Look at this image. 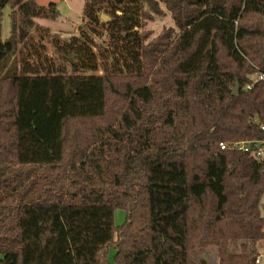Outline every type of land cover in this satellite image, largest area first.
Here are the masks:
<instances>
[{
  "label": "trees",
  "instance_id": "16d2710c",
  "mask_svg": "<svg viewBox=\"0 0 264 264\" xmlns=\"http://www.w3.org/2000/svg\"><path fill=\"white\" fill-rule=\"evenodd\" d=\"M59 14L0 0V264H257L264 158L233 145L264 139V0H86L69 38Z\"/></svg>",
  "mask_w": 264,
  "mask_h": 264
},
{
  "label": "rangeland",
  "instance_id": "374dc122",
  "mask_svg": "<svg viewBox=\"0 0 264 264\" xmlns=\"http://www.w3.org/2000/svg\"><path fill=\"white\" fill-rule=\"evenodd\" d=\"M38 1L42 5H47L50 2H56L57 7L60 11L58 17L55 20L38 17L37 24L42 27H46L49 29L51 34L57 33L62 38H69L73 35V33L78 34L81 26L86 22V18L84 17V9L86 5V0H35ZM161 12L158 14H152L153 17L146 24V29L152 32V37H156L159 35L160 31L166 27H174V20L170 15V12L167 10L166 6L161 3ZM11 13V5L7 4L2 11V29H1V37L8 38L10 35L11 27H12V19L10 17ZM53 48L51 44H49V52H52ZM264 202V198L262 199ZM264 214V210H263ZM125 213L118 209L115 212V222L120 224L124 220ZM233 249L235 251H241V247L237 244L234 245ZM257 251L262 255L261 262L258 264H264V242L259 243L257 246ZM113 252H111L110 258L112 264L113 258L111 257ZM205 260L208 264H218L219 263V254L218 250L214 248H208L204 251H199L198 256L196 258L197 263Z\"/></svg>",
  "mask_w": 264,
  "mask_h": 264
},
{
  "label": "built area",
  "instance_id": "2783aa9c",
  "mask_svg": "<svg viewBox=\"0 0 264 264\" xmlns=\"http://www.w3.org/2000/svg\"><path fill=\"white\" fill-rule=\"evenodd\" d=\"M251 82L247 85L248 88H250L255 82L257 81H263L264 80V71H258L252 75H250ZM260 129L264 131V124L260 125ZM238 150L243 151H250L254 156H256L258 159L264 158V139L260 142H248L247 144L244 143H234L233 145ZM220 147L222 149L226 148L225 143H220ZM262 259V255L259 254L256 259V263H260Z\"/></svg>",
  "mask_w": 264,
  "mask_h": 264
},
{
  "label": "water",
  "instance_id": "95a60500",
  "mask_svg": "<svg viewBox=\"0 0 264 264\" xmlns=\"http://www.w3.org/2000/svg\"><path fill=\"white\" fill-rule=\"evenodd\" d=\"M103 17H105V19H106V16H103ZM239 88H240V85H239V83H237V84L235 85V87L233 88V92H234V93H237V92L239 91Z\"/></svg>",
  "mask_w": 264,
  "mask_h": 264
}]
</instances>
